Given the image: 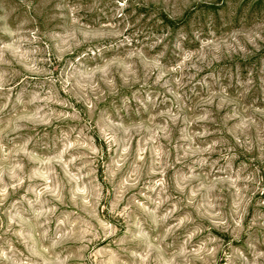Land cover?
I'll return each instance as SVG.
<instances>
[{"label": "clouds", "instance_id": "1", "mask_svg": "<svg viewBox=\"0 0 264 264\" xmlns=\"http://www.w3.org/2000/svg\"><path fill=\"white\" fill-rule=\"evenodd\" d=\"M0 264H264V0H0Z\"/></svg>", "mask_w": 264, "mask_h": 264}]
</instances>
